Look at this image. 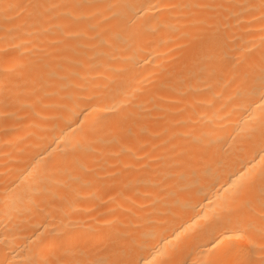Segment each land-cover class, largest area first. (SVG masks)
<instances>
[{
	"label": "bare ground",
	"instance_id": "1",
	"mask_svg": "<svg viewBox=\"0 0 264 264\" xmlns=\"http://www.w3.org/2000/svg\"><path fill=\"white\" fill-rule=\"evenodd\" d=\"M0 264H264V0H0Z\"/></svg>",
	"mask_w": 264,
	"mask_h": 264
}]
</instances>
